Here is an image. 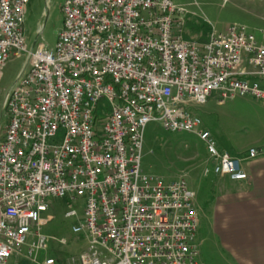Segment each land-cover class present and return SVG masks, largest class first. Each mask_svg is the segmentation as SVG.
Returning a JSON list of instances; mask_svg holds the SVG:
<instances>
[{
    "label": "built area",
    "instance_id": "2783aa9c",
    "mask_svg": "<svg viewBox=\"0 0 264 264\" xmlns=\"http://www.w3.org/2000/svg\"><path fill=\"white\" fill-rule=\"evenodd\" d=\"M29 3L0 0V78L11 59L29 56L2 107L0 264H56L39 260L48 242L40 231L50 202L65 198L69 218L86 200L73 231L89 248L74 264H205L186 174L166 182L142 168L146 127L196 136L205 177L246 182L242 163L263 150L240 158L221 149L193 109L214 95L264 103V30L213 28L199 42L185 37L189 11L175 0H66L55 48L30 51Z\"/></svg>",
    "mask_w": 264,
    "mask_h": 264
},
{
    "label": "rangeland",
    "instance_id": "374dc122",
    "mask_svg": "<svg viewBox=\"0 0 264 264\" xmlns=\"http://www.w3.org/2000/svg\"><path fill=\"white\" fill-rule=\"evenodd\" d=\"M66 0H30L25 29L30 51L39 44L55 48L58 35L64 24L62 6ZM189 11L185 19V37L205 42L213 28L224 32L233 25L247 27L259 36L264 30V0H175ZM198 3L196 5L195 3ZM29 56L11 59L0 78V139L4 138L8 118L2 112L6 94L11 89ZM218 96L210 98L207 104L197 106L193 111L201 118L203 127L209 130L220 148L243 158L253 148L264 152V103L249 97H238L224 104L218 103ZM264 158L244 161L245 170L254 162ZM208 159L205 145L189 133H171L161 123L151 122L145 131L142 168L145 173L162 178L166 182L177 181L183 174L189 187L196 193L200 203L211 200L217 192L214 174L203 175ZM226 180H230L228 177ZM70 200L55 199L44 218H51L42 226L41 234L48 240L45 251L39 255L40 262L53 258L56 264H74L89 248L84 234H75L73 227L85 217L86 200L78 199L74 204L77 217L66 216ZM65 239L66 244H61ZM32 239L30 238V241ZM204 240V242H203ZM200 258L205 264H229L224 254L219 253L204 226L198 237ZM25 254L27 248H24ZM7 264H33L24 256L12 257Z\"/></svg>",
    "mask_w": 264,
    "mask_h": 264
},
{
    "label": "crops",
    "instance_id": "0c3cea01",
    "mask_svg": "<svg viewBox=\"0 0 264 264\" xmlns=\"http://www.w3.org/2000/svg\"><path fill=\"white\" fill-rule=\"evenodd\" d=\"M246 172L249 179L242 183L216 176L217 192L203 205L196 195L198 237L204 226L209 228L229 264H264V158Z\"/></svg>",
    "mask_w": 264,
    "mask_h": 264
},
{
    "label": "bare ground",
    "instance_id": "6f19581e",
    "mask_svg": "<svg viewBox=\"0 0 264 264\" xmlns=\"http://www.w3.org/2000/svg\"><path fill=\"white\" fill-rule=\"evenodd\" d=\"M161 125L163 126V123H161Z\"/></svg>",
    "mask_w": 264,
    "mask_h": 264
}]
</instances>
